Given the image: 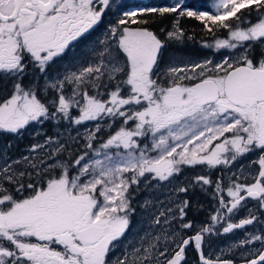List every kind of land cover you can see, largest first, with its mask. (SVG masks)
Masks as SVG:
<instances>
[{"label": "snow or ice", "instance_id": "1", "mask_svg": "<svg viewBox=\"0 0 264 264\" xmlns=\"http://www.w3.org/2000/svg\"><path fill=\"white\" fill-rule=\"evenodd\" d=\"M111 6L0 0V264H187L189 248L199 264H264V0H174L94 37ZM185 16L218 61H165L192 39ZM167 17L162 39L148 25ZM29 129L14 155L9 137ZM197 193L217 204L199 226ZM137 214L148 228L121 247Z\"/></svg>", "mask_w": 264, "mask_h": 264}, {"label": "rangeland", "instance_id": "2", "mask_svg": "<svg viewBox=\"0 0 264 264\" xmlns=\"http://www.w3.org/2000/svg\"><path fill=\"white\" fill-rule=\"evenodd\" d=\"M140 1H145V0H140ZM174 3V0H168ZM215 2V0H210V7L208 10L204 11H212V4ZM133 9L129 10H121L118 8L110 9L107 14L105 15L104 21L98 26L97 30L94 32V37H99L103 38V33L107 29V27L110 24H114L117 20H119L121 17H123V13L125 11H132ZM122 15V16H120ZM254 17V14H253ZM172 24L167 26L165 29L169 30L171 29ZM184 31V30H183ZM185 32V31H184ZM162 33V32H161ZM165 34V33H163ZM227 34L224 36H220V38H224ZM217 36V35H216ZM165 37V36H164ZM219 37V36H217ZM213 36H210V39L206 41H201V40H193L189 39L186 40L188 43H183V44H169L166 51L164 52V59L165 61H168L171 57H176L177 60L184 59V60H191V61H202L204 59H214V60H219L221 57L217 54L214 53L213 49H209L204 47L203 45L205 43H212L213 42ZM71 55V53H70ZM31 129H29V132H26L23 136L22 139L18 138H13L9 137L11 139L12 143L17 142L18 140L24 141L23 146L21 147H16L14 146L13 148V154L14 155H19L22 152H25L27 149V146L32 144L34 141L32 140L30 136ZM105 139L107 138L106 136L104 137ZM202 169L197 167L195 170L186 168L185 170V176L186 177H192L196 175L197 173H202ZM219 175V173H214L213 174V179L216 178V176ZM194 203L197 201L200 203L201 201H204V211L206 214L205 220H194L196 225L199 226L201 223L207 222L210 215L213 213L214 209L217 207L216 202L210 198L208 195H204L201 193H197L193 197ZM134 206L139 205V197L133 201ZM139 213V209H138ZM245 215L243 211L235 218L237 221L242 218ZM189 219V218H188ZM192 220V219H190ZM140 221V216L139 214L135 215L132 217V227L127 233V241L122 242L121 247L124 246V243H132L136 242L138 240L137 233L141 232V229H147L148 225L143 224L141 225L139 223ZM248 232L254 231L253 226H248L247 227ZM142 234V233H141ZM244 235V232L241 230H237L235 236H220V237H213V245L212 248L206 249V252L211 253L213 256L220 255L221 253L218 251L219 248L227 249L229 245L232 243L237 242L240 238H242ZM255 247H259V244H256ZM117 254H119V250L117 251ZM236 260L240 261L239 253L237 252ZM187 264H199L198 262V257L194 249L189 248L188 253H187Z\"/></svg>", "mask_w": 264, "mask_h": 264}, {"label": "flooded vegetation", "instance_id": "3", "mask_svg": "<svg viewBox=\"0 0 264 264\" xmlns=\"http://www.w3.org/2000/svg\"><path fill=\"white\" fill-rule=\"evenodd\" d=\"M173 2L168 0H111V9L118 8L121 10H138L140 8L145 7H161L166 6L169 4H172ZM186 5L189 10H208L210 7V0H186ZM126 12V11H125ZM123 15V14H122ZM120 15V16H122ZM122 18V17H121ZM105 19V17H104ZM103 19V21H104ZM191 20L193 23H203L202 21H198L194 17H182L180 19V23H185L186 21ZM102 21V22H103ZM210 23V22H209ZM172 24V17H167L164 19L161 23H156V27H153V23H150L148 26L155 31L157 34L161 36L162 39H164L165 34L161 33V29H165L167 26ZM181 25V24H180ZM132 27H136V25H131ZM94 35V34H93Z\"/></svg>", "mask_w": 264, "mask_h": 264}, {"label": "trees", "instance_id": "4", "mask_svg": "<svg viewBox=\"0 0 264 264\" xmlns=\"http://www.w3.org/2000/svg\"><path fill=\"white\" fill-rule=\"evenodd\" d=\"M180 27L185 31L186 35L189 37H192L193 40H201V41H206L208 39H210V36H212V34L208 33L207 30L204 27V23H193L191 20L186 21L185 23H180ZM156 23H153V27L155 26ZM226 34V32L224 31H219L216 32L217 36H224ZM185 43H188L187 41ZM14 146L16 147H21L24 144V141H20L18 140L15 143H12ZM197 202V201H196ZM200 205L203 206V210L196 212L195 210L190 211L189 213V219L192 220H205L206 218V214H205V209H204V201H201L199 203Z\"/></svg>", "mask_w": 264, "mask_h": 264}, {"label": "water", "instance_id": "5", "mask_svg": "<svg viewBox=\"0 0 264 264\" xmlns=\"http://www.w3.org/2000/svg\"><path fill=\"white\" fill-rule=\"evenodd\" d=\"M237 264H240V262H237Z\"/></svg>", "mask_w": 264, "mask_h": 264}]
</instances>
